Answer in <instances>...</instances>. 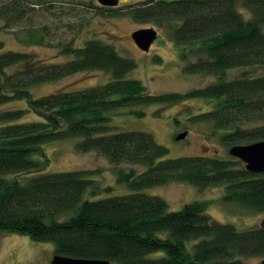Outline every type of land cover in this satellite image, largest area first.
I'll return each mask as SVG.
<instances>
[{
    "label": "trees",
    "instance_id": "1",
    "mask_svg": "<svg viewBox=\"0 0 264 264\" xmlns=\"http://www.w3.org/2000/svg\"><path fill=\"white\" fill-rule=\"evenodd\" d=\"M54 1L0 0V20L10 28L29 13L28 5L51 7ZM102 9L141 22L166 21L180 56L198 55L186 71L213 74L216 81L185 94L156 95L128 77L135 66L131 58L98 39L82 46L62 44L71 58L60 62L4 50L0 39V106L19 100L27 104L0 107V233L49 241L54 254L113 264H246L242 257L264 256V221L240 229L213 219L203 201L170 210L163 198L139 192L170 181L200 188L222 184L223 200L259 212L264 211V172L248 171L230 153L227 158L169 156L152 134L116 131L111 125L117 109L213 98L212 108L193 116L210 122L219 141L231 147L264 140V74L241 71L225 78L231 69L264 66V0H144ZM29 34L33 40L35 33ZM36 40L43 44L44 38ZM90 70L108 72L111 78L86 89L31 94L39 84ZM31 112L36 119L27 118ZM67 138H79L78 151H95L112 164L141 165L140 171H116L117 181L134 191L88 199L87 189L97 194L99 186L88 170L46 171L50 160L43 145Z\"/></svg>",
    "mask_w": 264,
    "mask_h": 264
},
{
    "label": "rangeland",
    "instance_id": "2",
    "mask_svg": "<svg viewBox=\"0 0 264 264\" xmlns=\"http://www.w3.org/2000/svg\"><path fill=\"white\" fill-rule=\"evenodd\" d=\"M142 1L144 0H118L117 7ZM27 7L29 13L10 28H4L3 20H0V39L4 42V50L27 51L44 61L60 62L71 58V55L61 50L62 44L71 41L73 46H82L87 40L98 39L112 45L123 57L134 61L135 66L128 77L139 79L147 93L185 94L216 81L213 74L186 71L187 64L197 61L198 55L189 53L190 56L186 59L180 56V47L174 41L171 27L166 21L158 24L154 21H137L128 14L110 15L97 0H55L51 7L46 4ZM245 13L247 15L246 11ZM146 27H153L159 34L148 51L138 48L131 38L132 31ZM30 32L35 33L33 40L29 36ZM40 37L44 38L43 44L37 43L36 39ZM241 71H247L253 76L260 75L264 74V66L231 69L226 72L225 78L237 76ZM110 78V73L102 70L79 71L39 84L30 91L32 96L38 97L57 91L86 89L104 84ZM214 103L213 98L187 97L172 103L121 108L112 112L111 125L116 131L141 130L152 134L158 143L168 148L169 156L204 155L227 158L230 156V145L222 143L217 135L211 134L210 122L195 120L193 116L212 108ZM26 105L25 100H19L0 107L9 109ZM139 110L144 115L135 113ZM27 118L36 119L37 116L31 112ZM185 130L186 136L177 140L175 136ZM78 139L67 138L45 143V153L50 160L46 171L88 170L87 176L99 185L97 194H92L87 189L85 196L88 199L134 191L117 181L116 171L119 167L140 171L143 168L141 165L127 162L115 165L95 151H78L75 147ZM107 188L109 189L106 190ZM139 192L163 198L170 210L179 209L191 201H203L207 213L213 219L232 223L240 229L258 226L264 221V211H252L236 202L223 200L222 184L200 188L187 182L170 181L142 188ZM53 254V244L49 241H35L26 234L0 233V264H50ZM242 258L246 264H262L264 256Z\"/></svg>",
    "mask_w": 264,
    "mask_h": 264
},
{
    "label": "water",
    "instance_id": "3",
    "mask_svg": "<svg viewBox=\"0 0 264 264\" xmlns=\"http://www.w3.org/2000/svg\"><path fill=\"white\" fill-rule=\"evenodd\" d=\"M102 6L116 7L118 0H97ZM158 32L153 27L138 28L131 32V38L141 50L148 51L158 37ZM187 131L178 133L175 138L183 139ZM229 153L240 159L245 168L250 172H264V140L245 144H234L229 148ZM50 264H113L109 259L79 258L54 254ZM264 264V259L262 260Z\"/></svg>",
    "mask_w": 264,
    "mask_h": 264
},
{
    "label": "flooded vegetation",
    "instance_id": "4",
    "mask_svg": "<svg viewBox=\"0 0 264 264\" xmlns=\"http://www.w3.org/2000/svg\"><path fill=\"white\" fill-rule=\"evenodd\" d=\"M150 49V48H149Z\"/></svg>",
    "mask_w": 264,
    "mask_h": 264
}]
</instances>
